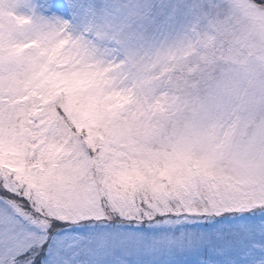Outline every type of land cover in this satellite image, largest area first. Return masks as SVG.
Segmentation results:
<instances>
[{
	"label": "clouds",
	"instance_id": "clouds-1",
	"mask_svg": "<svg viewBox=\"0 0 264 264\" xmlns=\"http://www.w3.org/2000/svg\"><path fill=\"white\" fill-rule=\"evenodd\" d=\"M85 2L106 11L107 20L99 30L65 38L52 65L62 78L43 90L48 99L36 97L39 113H55L66 129L57 138L64 152L53 169L40 138L45 120H29V167L22 174L55 196L51 177L78 167L73 179L99 198L109 218L99 231L125 223L113 211L121 199L175 207L189 192L264 194V0ZM31 15L23 0H0V22L16 42L36 38V25L16 20ZM97 93L126 100L115 119L124 135L104 159L73 122ZM41 154L42 166H32ZM0 167L16 181L15 168L2 160Z\"/></svg>",
	"mask_w": 264,
	"mask_h": 264
},
{
	"label": "snow or ice",
	"instance_id": "snow-or-ice-1",
	"mask_svg": "<svg viewBox=\"0 0 264 264\" xmlns=\"http://www.w3.org/2000/svg\"><path fill=\"white\" fill-rule=\"evenodd\" d=\"M23 5L32 15L18 19L36 25V38L0 44V160L15 168L17 177L9 180L0 167V264H176L178 257L193 253V264H264V194L189 192L181 194L175 207L160 200L121 199L114 202L113 211L125 223L99 231L96 226L109 218L99 198L73 179L78 167L70 176L51 177L58 184L55 196L22 174L29 167V120H45L40 138L53 169L58 167L55 157L64 152L57 138L65 136L66 129L57 125L55 113L40 114L36 99H48L43 90L54 88L62 78L52 68L57 48L65 38L72 41L77 34L99 30L101 20H107L106 11L99 12L85 0H42L39 5L23 0ZM244 7L255 11L254 5ZM57 33L60 40L54 46ZM124 102L118 93L92 94L81 103L79 119L74 118L75 126L86 130L89 149L101 159L124 135L115 124ZM43 155L32 166L41 167ZM238 217L244 219L228 222ZM201 225L213 226L202 231ZM145 226L160 231H133Z\"/></svg>",
	"mask_w": 264,
	"mask_h": 264
},
{
	"label": "rangeland",
	"instance_id": "rangeland-1",
	"mask_svg": "<svg viewBox=\"0 0 264 264\" xmlns=\"http://www.w3.org/2000/svg\"><path fill=\"white\" fill-rule=\"evenodd\" d=\"M16 20L18 22V26L23 27L24 23L22 22L21 19H18V17H16ZM15 43H19L16 42L13 38V32L9 31L6 32L4 30V26L3 23L0 22V44L4 45L5 47L10 46L12 44ZM51 75V73H50ZM57 84L59 83V81L56 82ZM62 86V85H61ZM38 97V96H37ZM244 219V217H238L236 218V220H232V221H228L230 223H237L239 220ZM222 221H216L215 223H221ZM213 225H201L200 228L202 231H208ZM80 231H85V230H80ZM133 231L135 232H143L147 235H152L154 232L156 231H160V230H154V229H148V228H140V229H133ZM143 259L147 260V257H144ZM195 260V253H193L192 255H185L182 257H178L176 260V264H193Z\"/></svg>",
	"mask_w": 264,
	"mask_h": 264
}]
</instances>
